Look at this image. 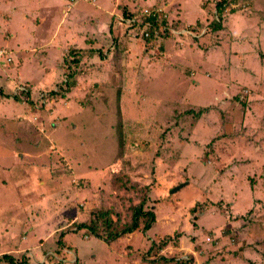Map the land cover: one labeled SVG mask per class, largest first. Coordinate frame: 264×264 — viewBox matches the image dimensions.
Listing matches in <instances>:
<instances>
[{
    "label": "rangeland",
    "instance_id": "1",
    "mask_svg": "<svg viewBox=\"0 0 264 264\" xmlns=\"http://www.w3.org/2000/svg\"><path fill=\"white\" fill-rule=\"evenodd\" d=\"M159 1L168 27L181 22L180 2L187 19L202 17L200 0H0V51L11 57L0 62V256L236 264L226 254L241 242L263 253L264 6H253L264 0L226 5L214 32L168 28L149 48L118 15ZM71 47L104 57L85 55L76 83L51 97ZM130 183L150 186L152 229L111 243L77 231L103 202L130 221L142 196ZM65 229L69 247L56 252Z\"/></svg>",
    "mask_w": 264,
    "mask_h": 264
},
{
    "label": "trees",
    "instance_id": "2",
    "mask_svg": "<svg viewBox=\"0 0 264 264\" xmlns=\"http://www.w3.org/2000/svg\"><path fill=\"white\" fill-rule=\"evenodd\" d=\"M143 7L144 6L140 5L138 9L131 10L130 8H126V6H124L121 13L125 19L133 18V20L129 22L130 25L128 26V29H126V31L132 30V32H136V36L143 39L145 41L146 46L150 48V46H152L155 42L160 41L161 43V38L165 34H167L165 31V28L168 27L167 19L164 17V15L153 17L145 16L143 13ZM216 7L218 15L216 18H213L209 23L210 31L212 30L213 32L220 30L222 27V24L220 22V16L222 15L224 11L223 9L225 8L223 0L218 1ZM148 21L151 22L150 28L146 29L149 30V35L145 36L144 32ZM180 25H182V22H180V24L177 22V26ZM109 29L111 33L114 32L112 26H109ZM160 45L163 46V43H161ZM96 53L104 57V53L101 49L89 48L88 51L85 53V51H83V49L80 47H71L69 49V53L65 55V58L62 63V65L66 67V71L64 73L65 78L57 85L56 89H53L51 91L50 96L52 97L63 95L65 91H68L74 85V83H76L77 79L74 78L73 81H70L71 78L75 77L76 74L80 75L81 70H83L82 66L79 67L82 58L85 55L93 56ZM203 110H200L198 113H201V111ZM118 124V127H121V122H119ZM118 144L121 148L125 145V139L122 135L121 130H119L118 133ZM115 179V181L117 182L115 184H118L120 182L122 186L127 185L129 183L130 177L127 176L126 179H123V177L117 175L115 176ZM149 188L150 186L148 185H146V187L144 188H139L138 184L130 183V189H132L135 194H142L139 203L132 204L130 206L132 211L130 221H123L118 211H116L112 206L106 205L105 202H103L102 204L96 205L91 208V210L88 212V217L82 220L81 223L77 224V231L84 230L91 236L105 240L110 243L115 242L118 239L125 237L128 234H131L139 229L143 232L149 231L150 229H152L156 221L155 211L152 210V207L148 206L147 204V201L149 200ZM228 229L229 232H231L232 234L233 229ZM70 231H73V229ZM65 233H67V230H62L60 235V247L57 248L56 252H61V249L69 247V244L62 240ZM170 238L171 237L168 236L165 241L163 240L162 242H160L159 250H163L164 248H166V246H168V241L170 240ZM47 258L55 260L58 263H62V261L57 260L54 252H49L47 254ZM169 259L170 258H166L162 255L159 257L158 260H164L165 262H169ZM172 260L175 261V258H172ZM192 262V258H189L187 260L183 258L180 260H176L174 264H192ZM0 264H28V260L26 256H23V258L20 260L13 253L7 252L0 256Z\"/></svg>",
    "mask_w": 264,
    "mask_h": 264
},
{
    "label": "crops",
    "instance_id": "3",
    "mask_svg": "<svg viewBox=\"0 0 264 264\" xmlns=\"http://www.w3.org/2000/svg\"><path fill=\"white\" fill-rule=\"evenodd\" d=\"M204 1H206V0H200V2H199V8L201 10L200 11V14L202 15V17L201 16H198V17H196V18H194L192 20L187 19V15L192 12V11L189 10V8H188L189 6L187 7L188 4L181 6V4H184V2L183 3L180 2V7L182 8V10L180 12V9H179V13H178L177 17L182 22V25L177 26V23H174L173 22L171 24V26H173V27H171V28H175L178 31H183V30H186V29H190V30H193L194 33L195 32L198 33L200 31H205V29L207 27H209V23L214 18V16L217 17L218 12H217V7L215 6L216 2L214 4L208 2V5L207 4L205 5V2ZM253 4H254V2H253ZM157 5H160L164 9V12H168L167 11L168 9H166L165 2H163L161 4L160 1L157 2V3H155V4L153 3V4L145 5L143 8H145V7H151V6H157ZM168 5H170V4H168ZM210 5H213V6H212V8H210L211 11H208V9H209L208 7ZM263 6H264L263 4H259L258 2H256L254 4L253 8L255 10H258V9H260ZM164 12H163V15L165 16ZM118 17H120L119 20H121V22H122V23L120 22L121 23L120 25H126L127 26L126 29H128V26L130 24L127 21V19H125L123 17L122 13H121V16L119 14ZM220 18H221V16H220ZM201 28H203V29L201 30ZM114 32H115V30H114ZM114 32H113V34H114ZM133 34H134V32H132V35ZM184 55H186V52H184ZM221 235H222L221 232H219L217 234V236L215 235V238H219V237H221ZM236 241H238V240H236L234 238V242H236ZM248 242L251 243L249 240H248ZM217 247L220 248L219 246H217ZM235 247H236V250H233L231 252H228L226 254V256L234 259L236 261V264H258L259 262L262 261V258H264V251L262 253L261 250H255L253 246L247 245V242H245V244L241 242L240 243V246L235 245ZM218 257H222V256H218ZM227 257H226V259H227ZM218 262L221 263L222 260H219ZM229 263H232L233 264V261L230 262L228 260L227 261V264H229Z\"/></svg>",
    "mask_w": 264,
    "mask_h": 264
},
{
    "label": "built area",
    "instance_id": "4",
    "mask_svg": "<svg viewBox=\"0 0 264 264\" xmlns=\"http://www.w3.org/2000/svg\"><path fill=\"white\" fill-rule=\"evenodd\" d=\"M237 2H238L237 0H223L225 8H229V7H226V5H229V4L233 5V6H236ZM163 12H164V9L160 5L151 6V7H145L143 9V13L147 17L159 16V15L163 14ZM132 20H133V18H127L128 22H131ZM150 25H151V22L148 21L147 26L145 28V32H144L145 36L149 35V30H146V29H149ZM168 28L170 29V31L172 30L174 33H180V32H187L186 34L194 33L193 30H190V29H186V30H183V31H178L177 29L171 28V27H166L165 28L166 33H168V31H169V30L167 31ZM4 53H5L4 50L0 51V62H3V63L5 62V60L6 61H10L11 60V57H9V56L7 58H5L4 57Z\"/></svg>",
    "mask_w": 264,
    "mask_h": 264
},
{
    "label": "water",
    "instance_id": "5",
    "mask_svg": "<svg viewBox=\"0 0 264 264\" xmlns=\"http://www.w3.org/2000/svg\"><path fill=\"white\" fill-rule=\"evenodd\" d=\"M180 187V186H179ZM178 186L177 187H175L173 190H171V192H174V191H176L178 188H179Z\"/></svg>",
    "mask_w": 264,
    "mask_h": 264
}]
</instances>
